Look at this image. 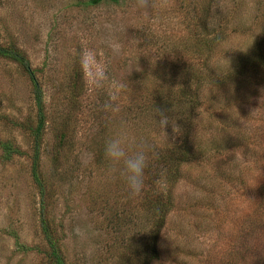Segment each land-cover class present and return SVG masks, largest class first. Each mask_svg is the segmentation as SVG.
Returning a JSON list of instances; mask_svg holds the SVG:
<instances>
[{"label": "rangeland", "instance_id": "obj_1", "mask_svg": "<svg viewBox=\"0 0 264 264\" xmlns=\"http://www.w3.org/2000/svg\"><path fill=\"white\" fill-rule=\"evenodd\" d=\"M83 1L0 0V42L23 53L43 91L39 171L65 264H136L123 246L147 235V179L141 194L130 196L118 169L109 175L108 162L96 164L94 151L121 130L130 149L143 142L149 152L175 142L180 125L169 123L164 134L150 108L165 74L174 73V86L191 68L205 67L207 55L209 69L231 68L264 35V0H118L89 7ZM234 28L217 47L196 49L203 32ZM261 72L202 94L201 103L210 100L194 131L202 154L182 167L172 187L174 208L153 264H264ZM34 114L29 80L0 60V264H49L30 176L32 140L21 128ZM54 125L65 133L60 152ZM2 143L22 154L5 160Z\"/></svg>", "mask_w": 264, "mask_h": 264}, {"label": "trees", "instance_id": "obj_2", "mask_svg": "<svg viewBox=\"0 0 264 264\" xmlns=\"http://www.w3.org/2000/svg\"><path fill=\"white\" fill-rule=\"evenodd\" d=\"M104 2L117 3L118 0H85L82 4L89 7L98 6ZM218 30L211 33L203 32L199 36L196 41L198 52H202L207 46L211 45L212 48H215L224 43L236 29H231L230 34L224 32L223 29ZM210 53L211 51H209ZM209 57V55L204 57L205 67L195 66L196 68H191L190 71L185 72V80L175 83L174 86L171 82L174 73L172 75L165 74V85L160 89L159 99L150 102L151 109L165 108L169 114H176L177 117L174 121L180 125L181 132L177 135L176 141L172 142L170 146L154 147L148 152L149 159L144 171L148 187L143 195L148 224L147 235L142 243H131L129 246H123L127 249L129 256L137 259L136 264H153L159 261L161 232L164 229L168 215L174 208L172 187L180 180L182 167L192 162L196 154H202L200 151L202 148L201 143L197 139V133L194 132L197 130L196 126H199L202 122L199 121V117L203 113L201 110L203 104L205 105L207 101H210L208 97L205 103H201L202 94L207 92L210 86L218 85L222 88L232 79L237 85H240L238 82L243 79L246 73L258 72L262 74L261 71H264V35L250 47L245 48L244 51L242 49L232 62L233 66L231 68L220 69L217 72L211 68L209 69L206 66V60ZM0 60L10 63L16 69L18 68L22 76H26L31 85L35 114L34 118L24 121L21 128L32 140L30 176L39 194V230L41 239L48 249L44 253L48 263L65 264L58 246L60 239L55 235L56 233L52 229L45 212V182L39 171V152L47 123L43 91L36 77V71L31 69L28 59L13 44L0 42ZM72 86L74 89L75 85ZM53 130L55 131L54 136L57 137L58 144H60L58 149V152H60L66 145L64 129L55 126ZM5 144L2 143L1 145L5 160L10 159L14 154H22L19 149L13 148L10 144ZM94 155L96 164L104 165L107 162L103 155V143L96 147ZM10 236L17 242V236L14 233Z\"/></svg>", "mask_w": 264, "mask_h": 264}, {"label": "clouds", "instance_id": "obj_3", "mask_svg": "<svg viewBox=\"0 0 264 264\" xmlns=\"http://www.w3.org/2000/svg\"><path fill=\"white\" fill-rule=\"evenodd\" d=\"M114 47L119 46L114 45ZM155 120L164 134L166 125L169 123L175 125V121L171 120L167 114L158 112L156 109ZM174 130L178 129L174 128ZM103 155L109 164L108 174L111 175L118 169L129 195L133 197L140 195L144 186V171L149 159L146 145L139 142L134 149H130L127 133L121 130L104 140Z\"/></svg>", "mask_w": 264, "mask_h": 264}]
</instances>
